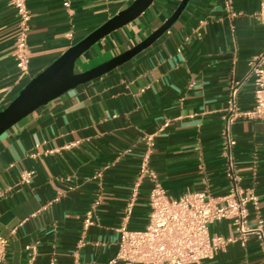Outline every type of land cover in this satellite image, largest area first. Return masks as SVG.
<instances>
[{"label": "crops", "instance_id": "0c3cea01", "mask_svg": "<svg viewBox=\"0 0 264 264\" xmlns=\"http://www.w3.org/2000/svg\"><path fill=\"white\" fill-rule=\"evenodd\" d=\"M134 0H27L30 74L15 59L18 16L0 0V112L67 50ZM183 0H156L138 20L93 46L76 72L94 69L142 43ZM190 0L178 21L152 46L107 75L72 90L0 138V239L3 264H109L120 228L142 230L151 184L133 190L154 138L151 167L168 195L190 191L218 197L230 187L223 117L241 83V111L254 105L249 63L264 51L261 0ZM235 165L244 190L260 200L264 220V122L239 120ZM33 172L27 183L25 174ZM99 205L96 206V203ZM94 225L83 234L89 210ZM257 221L251 209V224ZM214 233L235 236L229 222ZM36 252L30 262V254ZM78 255V257H76ZM203 264H264L258 242L232 244Z\"/></svg>", "mask_w": 264, "mask_h": 264}, {"label": "built area", "instance_id": "2783aa9c", "mask_svg": "<svg viewBox=\"0 0 264 264\" xmlns=\"http://www.w3.org/2000/svg\"><path fill=\"white\" fill-rule=\"evenodd\" d=\"M11 4L18 16L14 55L22 77H26L30 74L28 40L31 14L27 0H11ZM226 8L231 16L236 17L229 0ZM256 18L264 26V0H261ZM249 76L254 80L253 107L247 111L239 109L238 95L242 84L235 83L223 117V149L230 181L228 192L215 197L206 190L190 191L179 198L170 197L151 167L155 143L153 137H148L133 190L135 200L143 182L147 180L151 184L148 224L142 230H130L127 226L120 228L118 251L109 264H203L215 259L232 244L239 243L245 247L251 238L258 242L264 259V220L258 215L260 200L241 186L235 165L237 142L232 134V126L239 120L264 122V51L249 63ZM33 176V172H27L25 181L29 183ZM98 205L99 202L96 203ZM251 209L257 215L255 224L250 222ZM94 215L95 208L87 212L84 235L94 225ZM224 221L230 223L235 236L225 237L212 231L213 225ZM7 243V240L0 239V264L6 260ZM35 255L36 252L30 254V262L35 260ZM51 264H56V260Z\"/></svg>", "mask_w": 264, "mask_h": 264}, {"label": "water", "instance_id": "95a60500", "mask_svg": "<svg viewBox=\"0 0 264 264\" xmlns=\"http://www.w3.org/2000/svg\"><path fill=\"white\" fill-rule=\"evenodd\" d=\"M156 0H134L130 6L67 50L32 79L11 104L0 112V138L18 123L68 92L95 81L131 61L152 46L178 21L190 0H183L171 18L142 43L86 72H76L77 62L96 44L138 20Z\"/></svg>", "mask_w": 264, "mask_h": 264}]
</instances>
